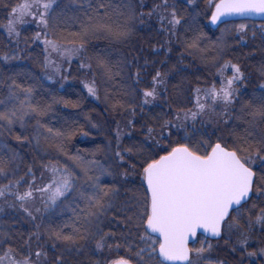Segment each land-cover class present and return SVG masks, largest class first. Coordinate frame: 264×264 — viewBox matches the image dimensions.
I'll use <instances>...</instances> for the list:
<instances>
[{"label": "snow or ice", "instance_id": "obj_1", "mask_svg": "<svg viewBox=\"0 0 264 264\" xmlns=\"http://www.w3.org/2000/svg\"><path fill=\"white\" fill-rule=\"evenodd\" d=\"M0 9V264H264V0Z\"/></svg>", "mask_w": 264, "mask_h": 264}, {"label": "trees", "instance_id": "obj_2", "mask_svg": "<svg viewBox=\"0 0 264 264\" xmlns=\"http://www.w3.org/2000/svg\"><path fill=\"white\" fill-rule=\"evenodd\" d=\"M201 7H203V4L201 5ZM3 20H4V10L0 9V23H2ZM211 31H215V30H211ZM209 34H211V32ZM216 34L219 35L218 32ZM6 40H7L6 34L2 30H0V42H4ZM105 43H106L105 41H93V44H97V45H102ZM21 46L23 47V45ZM41 48H37L35 45H33L32 48L30 49V52L32 51V49H35V51L32 52V55L36 56L37 54H39L42 57L43 53L41 51ZM22 63L27 64L30 68H32V70L36 72H40V68L33 62V60L26 59L22 61ZM78 64H79L78 60H73L72 66L69 70L71 74L68 75L67 72L65 73L66 75H68V80L64 82V89L62 91L66 95V98L71 100H76L79 98L77 93H82V95L85 97L87 96L86 91L83 89L80 83L81 79H84L85 77L81 74H78L77 71ZM65 68L66 69L68 68L67 64H65ZM205 75H207V73H205ZM208 79L210 80L211 77H208ZM53 87L59 88V84L53 85ZM57 107L59 108L61 113H66L69 115V117H75V114L80 111H89L91 115L97 116V113L103 109V104L96 101H92L91 98H88L81 103V106L78 109L71 107L64 108L62 105H58ZM93 108H95V110H93ZM77 118L80 120L81 123H86V121H84L82 117H77ZM92 131L95 132V129H93ZM92 139L93 138L91 136L89 137L77 136L73 139L72 145L74 147H79V148H92L95 146L91 142ZM96 139L101 140L103 139V137L102 136L96 137Z\"/></svg>", "mask_w": 264, "mask_h": 264}, {"label": "water", "instance_id": "obj_3", "mask_svg": "<svg viewBox=\"0 0 264 264\" xmlns=\"http://www.w3.org/2000/svg\"><path fill=\"white\" fill-rule=\"evenodd\" d=\"M212 30H215V29H212Z\"/></svg>", "mask_w": 264, "mask_h": 264}]
</instances>
